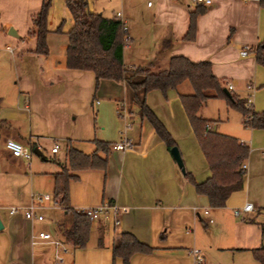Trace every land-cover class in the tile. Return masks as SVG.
Instances as JSON below:
<instances>
[{"label": "crops", "instance_id": "crops-1", "mask_svg": "<svg viewBox=\"0 0 264 264\" xmlns=\"http://www.w3.org/2000/svg\"><path fill=\"white\" fill-rule=\"evenodd\" d=\"M41 1L0 0V69L7 66L14 75L9 90L0 82V99H14L13 104H0V179L23 177L29 171L32 182L28 194L17 188L0 196V264H112L111 245L121 231L131 232L152 247L149 252H133L131 264H194L191 248L199 250L201 264H259L251 249L264 238V128H249L239 116L248 132V138L236 137L248 142L242 187L232 191L223 206L210 207L207 196L196 192L185 175L189 172L195 182L209 175L178 98L191 91L188 82L168 90L165 97L158 90L145 95L146 105L176 143L184 168L181 173L150 124L127 111L122 82L101 79L94 88L92 72L65 67L66 32L72 19L64 0H50L47 55L29 52L34 45L27 36L30 17ZM85 1L89 11L117 18L125 27L124 67L150 63L156 71L176 55L191 62L205 60L225 88L231 85L230 90L226 88L229 93L245 100L254 111L264 108V67L255 62L252 51L264 39L262 0H212L196 16L191 40H183L188 13L194 9L189 0ZM8 29L16 36L9 35ZM163 41L167 43L162 45ZM244 45L251 51L240 56ZM121 104L127 113L117 114L122 125L119 137L131 145L110 148L103 169L74 171L76 177L68 181L70 210L43 201L35 207L41 219L30 220L20 212L8 214L9 206L34 203L39 192L60 200L53 192V178L65 160V140L86 153L94 148L96 136L107 138L110 144L119 140H115L116 133L108 136L104 130L108 120L118 122L113 110ZM213 121L210 128L215 129L217 121ZM8 137L30 149L29 160L8 153L3 145ZM43 140L52 141L49 154L40 150ZM54 144L57 149L52 152ZM47 156L55 161H44ZM246 201L251 202L252 211L235 215L233 209ZM99 204H114L117 209L108 207L105 214L90 220L83 246L66 241L62 231L72 220L71 210ZM38 231L49 237H35L32 242L31 234ZM119 263L113 259V264Z\"/></svg>", "mask_w": 264, "mask_h": 264}, {"label": "trees", "instance_id": "trees-1", "mask_svg": "<svg viewBox=\"0 0 264 264\" xmlns=\"http://www.w3.org/2000/svg\"><path fill=\"white\" fill-rule=\"evenodd\" d=\"M71 16L72 26L66 32L64 64L66 68L88 70L94 77V88L101 79L120 81L124 85L126 101L135 107L137 116L145 119L162 140L166 149L175 145L174 139L156 118L145 103V95L150 90H158L163 97L170 89L187 81L191 91L178 95L180 104L188 119L199 148L206 160L209 175L202 182H195L189 172H185L194 190L207 196L210 207L223 206L227 196L242 187L241 163L248 153V145L236 137L218 132L210 128V121L197 115L198 108L208 99L222 98L226 104L236 110L242 117V123L249 128H264V108L254 111L246 105L245 100L229 93L222 83L211 72L208 61L191 62L187 58L171 56L164 69L154 71L150 63L135 67H124L121 60L122 32L121 23L117 18H106L87 8L85 0H64ZM264 4V0L261 1ZM50 0H42L37 12L30 17V29L27 36L33 39V48L29 50L39 56L47 55L45 36ZM204 11L203 5H195L188 13V27L183 40H191L194 35L195 18ZM167 41H163L162 45ZM264 39L253 49L254 59L264 67L262 48ZM127 111L131 110L127 107ZM207 125L209 127H207ZM94 148L90 152L71 145L65 140V160L60 169L54 173L53 192L60 196L61 207L68 211V181L76 177L75 170L83 168H101L111 144L108 141L93 140ZM102 153V154H100ZM72 220L63 229L66 241L75 246H83L87 240L90 219L85 215L71 210ZM262 227L264 237V225ZM148 244L138 240L131 232L121 231L111 245L113 259L118 258L119 264H131L129 256L133 252H149ZM253 257L259 264H264L263 242L251 249Z\"/></svg>", "mask_w": 264, "mask_h": 264}, {"label": "rangeland", "instance_id": "rangeland-1", "mask_svg": "<svg viewBox=\"0 0 264 264\" xmlns=\"http://www.w3.org/2000/svg\"><path fill=\"white\" fill-rule=\"evenodd\" d=\"M0 82L4 84L6 89H8L7 87H11V85H13L14 75H13L11 68H8L7 66L1 67V69H0ZM125 97H126V92L124 93V98ZM1 103L2 104H4V103L5 104H13L14 99H0V104ZM127 105H128V108L132 112H135V107L133 105H129V103H127ZM227 107H229V106H227L224 99H222V98H211V99L206 100L205 103L199 107L197 115H198V113H200L202 115V118L210 119L209 120L210 123L214 122L213 120L217 121L219 119L217 121V126L215 127L216 131H218V132L228 134V135H231V136H234L237 138H239V137L248 138L247 129L242 128L243 126L238 121L239 116H240V118H243V117L236 110H234L232 108H231L232 110H229ZM118 113H119V106L117 108V111H116V109L113 110V115L118 122H113L112 120L111 121L108 120V123H106L107 124L106 129L105 130L102 129V130H104V133H107L108 136H111L114 133H116V139L115 140L120 139L119 130L122 126L121 120L117 116ZM226 130L229 131L230 133H226ZM96 139H101V138L99 136H96ZM103 140L108 141L107 138H105ZM246 141H247V139H246ZM51 143H52V141H50V140H43L42 148L40 149L43 154L44 153L49 154L48 148H49ZM58 144H60V143H58ZM246 144L248 145V142ZM175 145H176V143H175ZM60 155H62V152L58 153L59 157H60ZM32 156H35L34 153H32ZM36 160H38V159H36ZM44 161L52 162L55 160L52 157L47 156L46 160H44ZM28 174H29V171H27V175H25L23 177H18V178L16 177V178H13L10 180H8L7 178H6V180L0 179V196L3 195L5 197L6 193L10 194V193L14 192L15 189H17V188L19 190H21V192H23L24 194H28L32 189V182L29 181ZM3 202L8 203V201L5 199H3Z\"/></svg>", "mask_w": 264, "mask_h": 264}, {"label": "built area", "instance_id": "built-area-1", "mask_svg": "<svg viewBox=\"0 0 264 264\" xmlns=\"http://www.w3.org/2000/svg\"><path fill=\"white\" fill-rule=\"evenodd\" d=\"M190 4L192 6L195 5H203L204 7L208 6L211 4L212 0H189ZM147 4H150V2H147ZM119 16V13H116V17ZM125 31V27L123 26V24L121 23V32L123 33ZM127 40V37L125 35L122 36V42H125ZM249 51H251V48L249 46H242L238 53L240 56H245ZM249 87V86H248ZM226 88L228 90L231 89V85L228 84L226 86ZM247 106H249L248 103H246ZM127 113L125 105L121 104L119 106V113L118 115H123L125 116ZM207 127H209L207 125ZM240 142H243L241 140H239ZM4 148L8 151V153L16 158H25L27 160L30 159L31 156V151L29 148H26L19 140L14 139V138H5L4 142H3ZM131 145L130 140L126 139V138H121L115 142H113L111 144V148L112 149H124L128 146ZM57 149V145L54 144L51 146L50 150L56 151ZM262 154L264 155V151L262 152ZM244 162L241 163L239 170L241 172H243L244 170ZM35 197V202L34 203H30L26 206H9L7 208V212L8 214H13L16 212H20L25 218L27 219H41L42 215L37 213L35 211V207H36V203H41L43 201H47L49 202V204L51 205H55V206H61V201L57 198V196L53 195V194H48V193H43V192H39L36 193L34 195ZM110 207L113 211H116V206L114 204H99L97 206H91V207H81L76 209L75 211L85 215L88 219H93L101 214H105L106 213V209ZM240 211H252V204L251 202H244L240 207H236L233 209V213L235 215H238L240 213ZM48 238L49 234L47 232H43V231H38L35 234H31V238H32V242L34 240V238ZM191 253L193 255L194 258V264H201L202 263V256L199 252V250L197 248H191Z\"/></svg>", "mask_w": 264, "mask_h": 264}, {"label": "water", "instance_id": "water-1", "mask_svg": "<svg viewBox=\"0 0 264 264\" xmlns=\"http://www.w3.org/2000/svg\"><path fill=\"white\" fill-rule=\"evenodd\" d=\"M7 33L11 36H16V33L12 30V29H8L7 30ZM223 92L225 93V95H229V92L227 89H223ZM34 150H36L34 148ZM169 152L172 156V158L174 159L177 167L179 168L180 172L181 173H184V168H183V164H182V160H181V157H180V154L178 152V149L176 147V145L172 146L170 149H169ZM0 227H1V222H0Z\"/></svg>", "mask_w": 264, "mask_h": 264}]
</instances>
